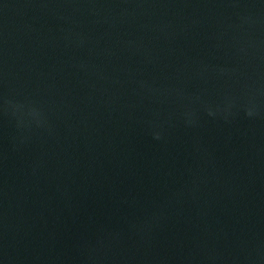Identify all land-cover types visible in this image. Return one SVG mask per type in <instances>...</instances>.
I'll return each mask as SVG.
<instances>
[{
  "label": "water",
  "instance_id": "obj_1",
  "mask_svg": "<svg viewBox=\"0 0 264 264\" xmlns=\"http://www.w3.org/2000/svg\"><path fill=\"white\" fill-rule=\"evenodd\" d=\"M0 264H264V0H0Z\"/></svg>",
  "mask_w": 264,
  "mask_h": 264
}]
</instances>
